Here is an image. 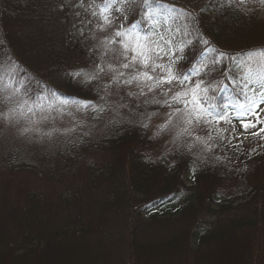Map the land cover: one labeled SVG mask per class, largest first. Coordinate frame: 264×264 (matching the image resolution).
Returning <instances> with one entry per match:
<instances>
[{"label": "trees", "instance_id": "16d2710c", "mask_svg": "<svg viewBox=\"0 0 264 264\" xmlns=\"http://www.w3.org/2000/svg\"><path fill=\"white\" fill-rule=\"evenodd\" d=\"M149 2L161 13L157 31L178 47L184 42L173 69L202 60L223 81L216 103L234 101L239 90L222 72L238 77L237 65L247 70V54L264 49L259 0L241 6L229 0ZM75 3L0 0V66L13 65L15 79L27 88L12 107L24 112L17 122L22 129L14 139L0 134V264H264V139L239 141L215 131L213 122L210 152L195 154L181 136L163 158L151 159L142 125L158 111L151 103L154 109L148 108L147 98L125 96L124 112L110 109L103 93L107 76L86 83L71 75L100 63L93 36L104 35ZM125 6L138 9L131 22L141 20L142 0L118 5ZM86 16L92 21L87 27ZM146 30L144 24L137 29ZM248 67L264 73V58ZM6 84L7 77L0 80V94L17 86ZM38 96L43 110L31 103ZM26 99L29 105L20 109ZM58 105L81 118L53 132L43 121L58 116ZM92 106L105 110L97 114ZM237 115L230 112L241 124ZM23 171L44 187L16 192L11 185Z\"/></svg>", "mask_w": 264, "mask_h": 264}, {"label": "snow or ice", "instance_id": "6c2138e0", "mask_svg": "<svg viewBox=\"0 0 264 264\" xmlns=\"http://www.w3.org/2000/svg\"><path fill=\"white\" fill-rule=\"evenodd\" d=\"M122 0H77V3L71 5L84 9L85 13L90 15L95 21V31L103 33L102 36H93L96 40L93 51L97 54L100 63H96L94 68L89 72L78 71L71 73L74 78L83 76L86 83L94 80H101L107 76L108 79L103 83V89L106 95H110V89L115 86L117 89L121 87L131 88L135 85L139 92L128 91L130 97H145L147 93H154L156 89L161 90V94L165 97L163 100L157 99L155 96L151 100H145V103L159 104L161 108H168V119L158 126L160 132L165 131L169 124L173 123V119L177 120L181 125L180 132L177 137L187 133L192 135L191 129L196 127H208L209 134L207 138L195 137L197 143L204 144L206 150H211L208 144L213 139L212 124L220 121L232 123L233 117L230 116L231 111H235L238 115L235 119L241 121V127L245 130L256 128L258 124L264 123L261 118V105H264V73L254 74L248 65L257 57L264 58V49L250 51L247 54V62L245 67L247 70H240V75L233 76L231 71L222 72V76L228 83L232 84L233 89H238L235 99L226 97L223 104L216 103L215 93L223 91V81L218 80L211 72L207 64L201 61H193L191 66L184 69H173L176 63V51H183V41L179 42V47L173 38L164 34V31H157V25H161V13L155 10L149 0H142L141 20L138 22H129L127 24L120 23V20L127 19L126 16H116L114 13H123V9L118 7ZM250 0H229V3H236L237 6L244 5ZM254 2V0H253ZM260 5L264 6V0H259ZM79 17L81 14L76 12ZM191 15V13H189ZM92 23L85 17L82 21L85 27ZM141 24L147 25L146 31H137ZM75 27V25H74ZM84 35L83 30L80 32ZM204 44L208 42L203 41ZM168 57V63H164V58ZM108 58V59H106ZM112 61V62H110ZM219 61H214L218 63ZM205 76L209 79L205 80ZM7 77L10 84H6L5 88L12 84L17 85L15 92L23 90L27 93V88L23 82L15 79V68L13 65L0 66V80ZM239 80V83H237ZM169 85L167 89L163 86ZM215 85V86H214ZM147 90V92L145 91ZM212 93V95H209ZM251 93V95H249ZM122 98V97H121ZM38 96L31 103L41 110L44 109ZM101 100L105 97L101 96ZM29 105V100H25L19 105L23 109ZM126 105H118L125 107ZM52 107V105H49ZM88 108V104L83 105ZM93 111L97 114L102 113L105 109L103 106H92ZM258 109L260 111H258ZM32 111V107L27 109ZM156 113H149V118ZM23 111L10 109L4 114V119L15 121L18 116H23ZM253 116L255 121H246L244 117ZM35 123V121H33ZM147 128L148 124H143ZM29 129H24V132ZM215 131H227L215 129ZM235 132V127L232 128ZM264 127H260L256 132L250 133L252 136H259L264 139ZM235 138V137H234ZM193 145H188L189 150Z\"/></svg>", "mask_w": 264, "mask_h": 264}, {"label": "rangeland", "instance_id": "374dc122", "mask_svg": "<svg viewBox=\"0 0 264 264\" xmlns=\"http://www.w3.org/2000/svg\"><path fill=\"white\" fill-rule=\"evenodd\" d=\"M124 11L128 12L129 14L132 13V15L126 20L123 18L120 20V23H124V24L131 22L138 13L137 8H132V7L127 8L126 6L124 7ZM164 63H168V58L164 59ZM174 69L176 70L178 69V67H175ZM163 87L167 89L170 86L164 85ZM129 90L132 92H136V93L139 92V89L135 85H133L130 89L127 87H121L120 89H117L116 87H112L110 95H106V93L103 92L104 96L107 97L110 101L108 102L109 108L111 109L115 107V108H119L122 110V107H118V105H126L123 108H128V104H125V102H128V101H125L126 100L125 96L126 97L128 96L127 93ZM145 91L147 92L146 89ZM153 96H155L157 99H160V100H163L165 98L161 94L160 89H156L154 93H147V96H145V98H147V100H151ZM21 98L22 96L20 92H15V90H10L4 94H0V134L8 135L12 139H14L13 136H15V132H18V133L20 132L19 130L20 126L17 124L19 118L17 117L15 121L10 122L4 119V114L8 113L9 110L12 109L14 103L18 99H21ZM151 105L154 106L155 109L150 106V103L147 105L148 108H150L151 110L154 109L153 111H158V112H155L156 113L155 115H152L150 118H148L149 126L147 129L146 138H147L149 145H148L147 153L149 154L151 159L163 158L165 153L169 151L171 144L174 145V143L178 141V138H182L181 136L185 137L183 141L184 143L186 142L188 145L190 144L193 145V147L195 148L193 152H196L195 154H197V152L199 151H202L199 149H204L206 152L211 151V150H206L204 144L197 143L195 140V137L197 136L201 138H205L204 133L205 131H207L208 127H196L194 129H191L192 135H188L187 133H185L184 135L177 137V133L180 132L181 125L174 118L173 123L169 124L168 128L165 131L160 132L159 135H156L157 131H159L158 126L163 124L165 120L168 119L167 114L170 110L168 108H164L163 110H161L159 104L151 103ZM55 108H57L56 111H57L58 116H51L50 119L46 118L43 121L46 129L51 130L53 132H59L61 129L65 130L66 125L75 123L81 118L77 112H75L73 109L69 107L58 105ZM135 109L136 108H132L129 111L134 115ZM261 109H264L263 105H261ZM258 111L260 110L258 109ZM260 115H261V118L264 119V111H260ZM245 120L254 122L255 117L253 116L247 117L245 118ZM83 123L84 122H80L79 125H87V123L85 124ZM7 127H9L8 130H6ZM233 127H235V132H232ZM260 127H264V123L258 124L256 128H249L245 130L241 127V124L234 122V119H232L231 124L225 123L224 121H220L216 129H220V130L226 129L227 131H220V133L224 136H229L230 134H233L235 139L239 141H247L253 137H256V136H252L250 133L256 132ZM31 128L35 130L36 127L31 125ZM261 135H264V133H262ZM208 144L210 145V141H208ZM183 180L188 182V177L183 175ZM44 185H45V182L41 180L37 175L31 172L23 171V172H19L15 176L14 182L11 186L15 189L16 192L25 194L29 190L36 189V188H42L44 187Z\"/></svg>", "mask_w": 264, "mask_h": 264}]
</instances>
